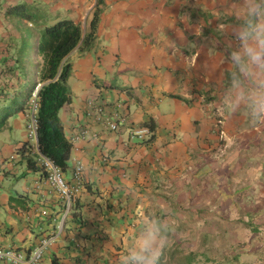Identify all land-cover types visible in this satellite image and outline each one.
<instances>
[{"label":"crops","instance_id":"0c3cea01","mask_svg":"<svg viewBox=\"0 0 264 264\" xmlns=\"http://www.w3.org/2000/svg\"><path fill=\"white\" fill-rule=\"evenodd\" d=\"M227 2L0 0V117L26 79V90L38 82L36 64L19 80L24 51L38 59L42 33L62 20L86 36L99 9L90 44L66 58L71 100L60 120L72 149L63 178L77 190L70 201L50 182L30 109L19 110L0 128V247L27 258L48 240L34 264H120L144 215L160 218L173 244L191 227L212 226L202 230L211 235L264 210V122L221 106L235 22ZM149 124L152 139L132 136Z\"/></svg>","mask_w":264,"mask_h":264},{"label":"trees","instance_id":"16d2710c","mask_svg":"<svg viewBox=\"0 0 264 264\" xmlns=\"http://www.w3.org/2000/svg\"><path fill=\"white\" fill-rule=\"evenodd\" d=\"M98 22L99 9L94 14L90 24L91 31L86 36H83L81 27L70 20H62L53 26L47 27L40 37L36 50L38 61L35 68L38 82H35L33 88L29 90L20 89L22 102L20 101V104L14 107L18 103L21 94L18 97L15 96L7 111L5 110L2 117H0V128H2L7 124L9 118L19 110H24L26 106L30 107L33 90L35 91L38 85L42 84L37 93V109L35 111L39 151L41 155L50 159L63 171L68 167L72 149L71 143L65 137L60 120L61 109L71 100L68 80L72 72V66L66 58L81 42L84 46L90 44ZM27 55V51H24L20 60L21 64L17 66L20 81H24L26 74L27 63L25 59L28 60ZM147 126L153 132L152 125ZM29 164L33 165L34 163L29 160ZM242 225L259 232L260 226H264V210L252 212L250 220ZM211 227L207 225L188 227L187 231L192 235L188 232L185 235L180 234L179 240L177 239L176 242L166 248V253H163L160 264H209V262L240 264L242 262L241 254L238 252L240 245L230 242L228 228L218 226V233H212L211 235L207 232L202 233V230L208 231ZM233 228H241V225H236ZM191 236L194 240H190ZM184 242L187 244L185 248L182 246ZM216 256L219 260H216ZM199 257H202L203 260L200 261Z\"/></svg>","mask_w":264,"mask_h":264},{"label":"clouds","instance_id":"9594fccd","mask_svg":"<svg viewBox=\"0 0 264 264\" xmlns=\"http://www.w3.org/2000/svg\"><path fill=\"white\" fill-rule=\"evenodd\" d=\"M224 14L235 22L231 23L229 27L233 39L227 41L230 85L220 98L221 106L232 113L246 109L253 120L264 122V0H228ZM41 86L42 84L38 85V90ZM35 91L33 90V94ZM32 100L33 95L30 100L31 117L28 129L30 138L37 142L39 149L35 115L37 103L36 98L34 103ZM33 122L36 126V133L32 135L30 125ZM143 128L150 129L148 126ZM152 135L151 131L150 135L146 137L150 138ZM40 157V163L49 174L50 180V172L42 163V159L46 157L41 153ZM52 163L54 164V162ZM79 168L81 169L80 175L76 178ZM61 171L64 175V171L62 169ZM81 173L82 167L80 166L74 174L77 181L81 179ZM63 181L68 194L61 192L71 201L73 193L77 189H70L64 178ZM50 182L52 181L50 180ZM139 219V231L135 234L126 253L121 257L120 264H160L161 257L168 245L170 228L165 227L163 221L155 216L144 215Z\"/></svg>","mask_w":264,"mask_h":264},{"label":"rangeland","instance_id":"374dc122","mask_svg":"<svg viewBox=\"0 0 264 264\" xmlns=\"http://www.w3.org/2000/svg\"><path fill=\"white\" fill-rule=\"evenodd\" d=\"M34 30V29H33ZM29 31V39L26 37L23 39V42H26L25 46L30 47V43L33 39V33L32 30ZM26 34V33H25ZM28 40V41H27ZM30 41V43H29ZM27 56L30 57L31 50L28 49ZM32 60H34V54L31 55ZM27 64H30L31 66H34L33 64H37L38 59H35L33 63H28V61L25 59ZM33 78L26 79V83L24 84L26 88L28 89L31 85ZM26 88L24 89L26 91ZM229 230L228 238L230 239L231 243H235V245L239 244L240 249H238L239 254H241V260L242 262L240 264H264V226H260L259 232H256L251 227L241 226L239 229H235L233 227H227ZM194 240L193 236L190 237V240ZM171 244H168L167 246H170ZM183 248L187 247V244L184 242L182 244ZM194 246H196L194 244ZM237 252V253H238ZM166 253V251H165ZM212 256V255H211ZM216 260H219V258L216 256ZM200 261H202V257L198 258ZM209 264H215L214 262H209Z\"/></svg>","mask_w":264,"mask_h":264},{"label":"built area","instance_id":"2783aa9c","mask_svg":"<svg viewBox=\"0 0 264 264\" xmlns=\"http://www.w3.org/2000/svg\"><path fill=\"white\" fill-rule=\"evenodd\" d=\"M38 93V88L33 94V100L32 102H35V98ZM36 105L34 104V107ZM121 121V120H120ZM110 127L113 131H117L119 129V123L118 121L110 122ZM31 134L36 133V126L33 122L32 125H30ZM151 131L148 128H141L135 131H132L131 134L133 137L139 138L143 140L147 135H150ZM42 163L44 166L49 170L50 172V180L54 185H56L60 191H62L65 194H68V190L66 189V185L63 181V175L60 168L56 167L50 160L43 158ZM81 169L79 168L76 173V178L79 177ZM48 244V240L42 241V244L34 250L32 255L26 259V257L21 253L20 251L14 250V249H5L0 247V263H7V264H34L38 263L43 254V250Z\"/></svg>","mask_w":264,"mask_h":264}]
</instances>
